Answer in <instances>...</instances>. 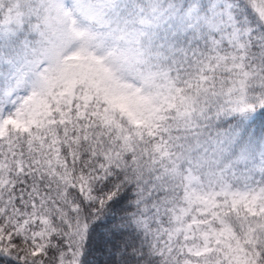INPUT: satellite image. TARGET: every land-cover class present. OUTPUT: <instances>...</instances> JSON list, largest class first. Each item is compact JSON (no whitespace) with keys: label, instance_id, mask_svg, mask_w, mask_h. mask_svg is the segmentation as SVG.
I'll return each mask as SVG.
<instances>
[{"label":"snow or ice","instance_id":"snow-or-ice-1","mask_svg":"<svg viewBox=\"0 0 264 264\" xmlns=\"http://www.w3.org/2000/svg\"><path fill=\"white\" fill-rule=\"evenodd\" d=\"M0 264H264V0H0Z\"/></svg>","mask_w":264,"mask_h":264}]
</instances>
